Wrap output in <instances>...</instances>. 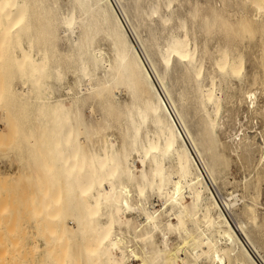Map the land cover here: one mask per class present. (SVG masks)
Instances as JSON below:
<instances>
[{
	"label": "bare ground",
	"instance_id": "1",
	"mask_svg": "<svg viewBox=\"0 0 264 264\" xmlns=\"http://www.w3.org/2000/svg\"><path fill=\"white\" fill-rule=\"evenodd\" d=\"M253 3L256 13L232 22L215 5L207 12L198 2L182 8L180 0H68L66 7L61 0H0V81L4 61L20 84L0 82V107L9 94L22 120L33 112L29 146L39 125L42 163L61 171L67 190L66 213L61 202L45 213L62 244L58 259L48 251L52 264H78L71 253L78 240L84 264H264V236L252 231L257 200L245 205L246 222L234 225L227 210L236 200L212 188L228 152L250 161L264 142V130L259 144L257 135L239 131L221 136L231 116L239 121L230 104L248 100L254 108L256 93L264 98V1ZM224 27L231 38L223 44L217 36L213 50L210 38ZM256 30L260 55L253 53L249 70L241 36ZM90 100L102 112L95 122L83 111ZM14 121L2 122L10 131ZM259 152L257 170L264 166L263 147Z\"/></svg>",
	"mask_w": 264,
	"mask_h": 264
},
{
	"label": "rangeland",
	"instance_id": "2",
	"mask_svg": "<svg viewBox=\"0 0 264 264\" xmlns=\"http://www.w3.org/2000/svg\"><path fill=\"white\" fill-rule=\"evenodd\" d=\"M61 1H62V4L65 5V7H66L68 4V0H61ZM182 1L183 0H180V3H181L180 7H182V8H184V6H185L186 9L187 8L190 9L191 4L198 2L200 4L201 8L207 12H211L212 11L211 9L215 5L214 8H217L218 10H220L221 14L224 17H226L227 19L230 17L233 18L235 16L233 19L230 18V20L232 22H236V20H238V18L247 17V15L251 16L253 14V12L256 13L255 12L256 6L254 5L255 3H253L254 0H212V1L211 0H195V2H193L194 0H189V3H191L190 5H189L188 1H185V0L183 2ZM207 1L211 4H213V6L211 4H209ZM206 2L208 4L204 5ZM187 3H188V7L186 5ZM221 3L223 4V7L225 6L224 8L222 7ZM176 7H178V6H176ZM180 7H178V8H180ZM208 8H210V9H208ZM229 11L231 12V15H233V14L234 15L231 16V15L227 14V12L230 13ZM234 11H237L238 14H240V15L242 14V15L240 16L237 13H235ZM261 21L264 22V15L261 16ZM223 29L224 30H221V33H219L220 35L215 34V36H212L213 38L212 37L210 38L211 39L210 41H212L211 44L213 45V46L210 45V42H209V46L211 48L215 47L214 44H215V40L217 39V36L221 37V39L224 38L223 39L224 41L222 40L223 44L228 43L229 39L231 38V36H230L231 32H228V31L225 32V27ZM142 30H141L142 36L144 34V37L147 38L148 37L147 30L146 29L144 30V28ZM160 31H161L160 29L156 30L158 35H165L164 32L161 31L162 32L161 33ZM223 32H224V34H223ZM145 33H147V35ZM244 34L247 36H244ZM242 35L243 36H241V37H242V41H243L242 44L243 45L241 44V47L245 46V47H243V51H245L249 47L246 50L247 52H244L247 54V55L244 54V57H247V58H245L246 67H247V69L250 70L251 66H253V63L255 61L254 58H256V56L260 55L259 54L260 49L258 50V47H257L260 33L258 30H256L254 33L252 32V35H251L250 32L245 31ZM249 35L251 37L245 38V37H248ZM255 36H257V39L256 38L254 39ZM62 37L65 38V36H63V34H62ZM212 39H214V41ZM245 39H248L249 41L246 40L247 42H244ZM252 39L256 40V41H254L255 43L253 42ZM250 42L252 44H245V43H250ZM66 43H67V41L64 40L60 44V47L63 51H66L67 47L69 49V44L68 43L66 44ZM66 45H67V47H65L66 48L65 49L63 46H66ZM101 45L108 54L111 53L110 47L107 44V42L103 41V42H101ZM247 45H249V46H247ZM250 46H251V48H250ZM252 47L254 48L253 49L254 52L252 50L249 51V49H252ZM212 49H210V50L213 51L214 49L213 50ZM253 53L258 54V55H255ZM253 55H255L254 58H253ZM248 56H249V58H248ZM207 57L209 58L210 55H206V58ZM208 58L206 60L207 63H208V61H210V60H208ZM2 63H3V65H2L3 67L1 66L2 67V69H1L2 70V80L1 81H5V83H6L7 81L10 80L9 81L10 83L14 82L11 85H13V86L14 85H20L18 82L19 80H18L17 76L15 78V74H13L14 70L13 71L9 70L8 69L9 65L7 64V66H6V63H4V61ZM208 64L210 65V62ZM208 64H206L207 67L209 66ZM3 69L5 72L3 71ZM11 71H12V74L10 73ZM5 73H6V75L4 76ZM7 74H11V75H7ZM99 74L101 75V73H99ZM70 80L72 81L73 78L70 77ZM8 84L9 83H6L7 86H9ZM249 89L251 90V88L246 87V90H249ZM238 93H239V95H238ZM240 93L243 96L242 92L237 91V98H243L240 95ZM261 96L262 95L260 92L256 93V97H255V104L256 105H254V108H251L250 106H249L250 108L248 107V105H250L248 100H247V103L245 102L242 104L237 103L235 100L234 106H233V104H230V107H232L234 110L238 109L237 112L239 114L237 113L238 114L237 119H239V121L237 122V120H235L234 116H231L229 118V120L226 121L225 131H227V132H225L224 134L221 135L222 139H225L226 135L228 133L229 134H235L237 131H239L238 134H241V136L252 135V137H253V136L257 135L256 139H257L258 144H259L260 140L263 141L262 138H260L261 135L257 134L261 130L262 131L264 130V113L261 114L262 112H264V107H262V106H264V98H263V96L262 97ZM10 97L11 96L9 94L8 95L6 94V100L8 102L10 101ZM120 98H121V100H125L128 97L125 94V92H122V94L120 95ZM6 100L4 101L3 108L0 107V110L4 109L6 107L3 112H4V114L5 113L7 115L9 114V116H6L4 114H1V113H3L2 110L0 111V264H52L50 261L51 252L55 253L57 251L55 254L53 253L54 257H56L55 259H58V257H60V255H58V254H61V256H63V254L61 253L62 248H60L62 244L59 243V242H61V240L60 241L56 240V238L57 239L59 238L56 236V234H58V231H54L53 232L54 235H53V233H52V235H50L51 234L50 232H52L53 229H56V228H54L56 222H52L50 220L49 215L51 214V212H50L51 209L52 210L54 209L53 205L55 207L59 202L62 203L61 206H62L63 215H64V213H66L65 211L68 209L66 207H69L68 200L66 198L67 197V190H65L66 188L64 187L65 182L63 181L64 179H62L61 171L60 172L55 171L54 172L55 174L50 173L49 171H47L46 165L44 166V164H43L44 163L43 158H44L45 150H44V146H43V141L41 140L42 139V137H41L42 132L41 131L39 132V130H40L39 125H36L38 127L35 129V132H34L35 137H33V138H35L34 141L36 140L35 143L38 144V142H39L40 144H38V145L36 144V146L33 150H31L32 146L31 145H30L31 147L29 146L30 140L28 137L30 136L31 133L27 129L29 128V126L34 127V125H32V124H34V122L36 121V116H34V114L32 112L31 115H29V117H28L29 119L28 118L25 119L26 118L25 117L22 120V118H20V116L17 115V113L20 114L17 111L18 110L17 104H13L14 103L13 101H12L13 103L11 101L9 103H7ZM5 104H6V106H5ZM97 104L98 103L95 100L94 101L90 100L86 104V106L83 108L84 113L86 112L85 113L86 117L89 120L94 121V122L97 119L102 117L101 109H100L99 105L97 106ZM8 105L10 106L9 107L10 109L8 108ZM91 107L94 108V111L92 113H90L91 109H89ZM261 108H263V109H261ZM6 109L8 112H5ZM256 109H258L259 112ZM89 110H90V112H88ZM257 112H258V114H257ZM2 115L5 116V118H3ZM17 117H19L20 120ZM33 117L35 120H33ZM10 118H12V120H10ZM14 119L16 120V122L14 121ZM30 119H31V122H30ZM25 120H27V121H25ZM234 120H235V122H234ZM2 121L7 122L9 124H10V122L14 121L15 124L12 123L13 124L12 126H14V128H10L11 130L8 131V128L4 125V123ZM192 127L195 130L193 124H192ZM19 131H20V133L22 131L21 134L19 133L20 135L18 134ZM13 136L17 137V138H14ZM23 137H24V140H23ZM26 138H27V141H26ZM38 139H40V140L38 141ZM40 141H42V142H40ZM260 144L263 147V154H264V142H262V143L260 142ZM258 146H259V151H260L262 149V147L260 145H258ZM259 151L257 150L253 154L254 156L252 155L253 159L250 161L248 160L249 162L246 161L247 159H243V157L241 158V157H238L234 154H232L233 155L232 156L228 152L229 157H226L222 167L221 166L219 167L217 174H216L217 180H216V183L214 185H212V188H213V191L215 192V194L219 198L225 199V201H227L226 199H228V200L231 199L230 201H232V202H233V200L234 201L236 200V204L233 207H231L230 210H227V214L229 216V219L234 225H238V223L240 221H245L244 217L242 216V212L245 208V205L250 204V203H254V201L257 200V202H255V205L257 203V205L255 206V210H257L256 213L258 214V215L256 214L257 219H258L257 220L258 223H257L256 227L254 226L255 228L253 226H250L248 228L251 230V228L253 227L252 231H253L254 235L256 233L261 234L260 232H263L262 235H260V236L258 234L255 235V236L262 238V236H264V173H263V169H262L264 166L260 165L258 167V170H257V168L255 169V167L253 168V166L255 165V160H257L258 157L260 156ZM4 155H5V157H4ZM244 160L246 163L244 162ZM2 161H4V162H2ZM241 161H242V163H241ZM251 164H252V168H251ZM263 164H264V162H263ZM261 166H262V168H260ZM255 175L259 178V179H257L259 182H257V180H256L257 177ZM53 176H56V177L53 178ZM59 178L62 179L61 182H60ZM58 184H59L60 188L58 187ZM42 186H44V188ZM63 187H64V189H63ZM55 188H56V190H55ZM254 188H256V189H254ZM39 190H41V191H39ZM55 192H57V193H55ZM43 193H45V195L47 193V196H45ZM256 193L257 194L260 193V195H257ZM250 195L252 197H250ZM30 196L32 197V199L30 198ZM51 196L54 197V199ZM235 196H236V199H235ZM258 196H259V198H258ZM255 197H257L258 199H256ZM58 198H59V201L57 202ZM250 198H252L253 200L252 199L250 200ZM51 199L53 201H51ZM54 202H56V203H54ZM32 206H34V207H32ZM44 206L46 208H44ZM33 208H37V210H35V209L33 210ZM39 209L41 210L40 211L41 213L39 212ZM47 209H49V210H47ZM37 211H38V214H36ZM46 211L49 212L50 214H45V213H47ZM47 217H49V218H47ZM36 219H37V221H36ZM44 219H46L45 222H44ZM41 223H42V226H41ZM70 224H71L70 226H72V227L74 226V224L72 222H70ZM47 227L49 229L51 228L52 231L50 229V231L48 232ZM44 234H49V236L47 235V237H46V238H49L48 240H46V238H45L46 235L44 236ZM59 236L61 237L60 234H59ZM77 238L75 237L74 240H78ZM263 239L264 238H262V240ZM54 240H56V241H54ZM56 242H58V244ZM75 242H77L79 245V240L74 241V242L72 241V243L74 244V247H73V244L71 243V245L73 247V248L71 247V249H72L71 253L75 257L74 259L78 258V260H79L78 264H81V263L84 264L83 262H85V259L82 262V260H81L82 256L80 255L79 247H78V249L75 248V246L77 247V244ZM59 244H60V246H59ZM51 245L53 247H56V246H59V247L55 248L56 250H54V248ZM48 246H50V247H48ZM48 248H49V250H47ZM48 251H51V252H48ZM260 254L262 257H264V244L260 249ZM74 262L77 263V259L74 260ZM226 263H228V260ZM134 264H139V263L135 262Z\"/></svg>",
	"mask_w": 264,
	"mask_h": 264
}]
</instances>
